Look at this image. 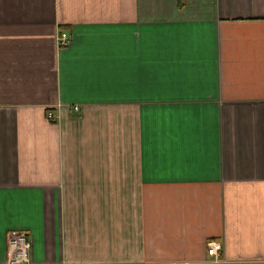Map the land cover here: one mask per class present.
Listing matches in <instances>:
<instances>
[{
	"label": "crops",
	"instance_id": "1",
	"mask_svg": "<svg viewBox=\"0 0 264 264\" xmlns=\"http://www.w3.org/2000/svg\"><path fill=\"white\" fill-rule=\"evenodd\" d=\"M13 233L21 264H264V0H0V264Z\"/></svg>",
	"mask_w": 264,
	"mask_h": 264
},
{
	"label": "built area",
	"instance_id": "2",
	"mask_svg": "<svg viewBox=\"0 0 264 264\" xmlns=\"http://www.w3.org/2000/svg\"><path fill=\"white\" fill-rule=\"evenodd\" d=\"M59 46L63 47L67 44V36L61 33L58 38ZM75 109V108H74ZM51 117V116H50ZM30 249V242L24 233H13L7 237V257L10 263L21 264L27 262V254ZM222 245L215 240L206 242V254L210 258L212 264L220 262V253ZM182 264H199V263H182Z\"/></svg>",
	"mask_w": 264,
	"mask_h": 264
}]
</instances>
